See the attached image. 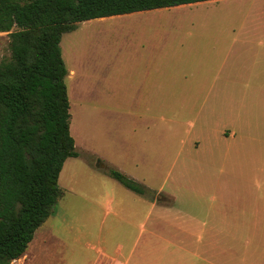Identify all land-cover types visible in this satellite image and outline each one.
<instances>
[{
    "label": "rangeland",
    "instance_id": "obj_1",
    "mask_svg": "<svg viewBox=\"0 0 264 264\" xmlns=\"http://www.w3.org/2000/svg\"><path fill=\"white\" fill-rule=\"evenodd\" d=\"M155 11L123 15L116 22L79 23L63 35L68 69L79 55L84 61L76 76L64 80L79 158L67 159L59 177L63 196L36 231L27 264H96L99 249L115 258L110 264H264V55L248 53L231 75L221 60L236 40L264 39V0ZM150 20L174 33L191 62L183 61L181 87L159 98L162 107H126V77L111 76L92 62L131 52L130 36L147 35V29L132 24ZM9 41L7 33H0V63L11 58ZM256 63L263 67L255 69ZM95 89L107 96L108 106L80 107L83 101L93 104L85 100ZM78 91L88 95L79 100ZM112 96L118 97L115 107ZM85 160L103 167L86 177L80 167ZM111 170L146 189L140 203L120 192L111 203L94 196L98 180L108 190L118 185L130 191ZM159 196L172 202L161 204L145 224L146 210ZM250 219L257 220L261 234H249L246 224L245 235L241 225Z\"/></svg>",
    "mask_w": 264,
    "mask_h": 264
},
{
    "label": "trees",
    "instance_id": "obj_2",
    "mask_svg": "<svg viewBox=\"0 0 264 264\" xmlns=\"http://www.w3.org/2000/svg\"><path fill=\"white\" fill-rule=\"evenodd\" d=\"M213 0H0V264L22 258L63 196L59 177L77 158L61 40L89 20ZM128 190L146 189L116 170Z\"/></svg>",
    "mask_w": 264,
    "mask_h": 264
},
{
    "label": "crops",
    "instance_id": "obj_3",
    "mask_svg": "<svg viewBox=\"0 0 264 264\" xmlns=\"http://www.w3.org/2000/svg\"><path fill=\"white\" fill-rule=\"evenodd\" d=\"M218 0L208 1V2H216ZM204 3V2H202ZM198 4V3H196ZM193 5V4H188ZM188 5L178 6V7H185ZM160 10V9H158ZM155 11V10H151ZM155 12H158L157 10ZM160 12V11H159ZM150 11H143V12H136L132 14H126L130 17L134 16H142L145 14H150ZM123 15L119 16H112L108 18H100L95 20H89L86 21L88 24H95L100 22H111V21H118ZM83 23V22H82ZM133 27H142L144 32L147 29V35H145L142 38H138L136 36H133L127 40L128 47L132 48V51L127 54H118L115 57H112L105 60L106 58L101 59H94L92 64L94 67H103V69H107L108 74L111 76H125L126 77V83L127 88L124 90L127 93L128 100H126L125 106L126 107H143V108H150V107H162L163 105L160 102L159 98L164 97L165 91H171L172 87L175 85H178V88L181 87L182 81H180L182 77V68H183V61L185 62H191V56H185L182 53L183 45L180 40H178L176 37H174V33L167 32L164 30V24H161L159 21L150 20L147 22L138 23L135 22L132 24ZM131 25V26H132ZM131 31H135L134 29ZM146 33V32H145ZM171 33V34H170ZM168 34L169 36L166 37L165 35ZM62 41V40H61ZM219 45V44H217ZM140 46V47H139ZM228 46V45H227ZM140 48V50L138 49ZM188 49V47H187ZM221 50V49H220ZM189 53L190 51L187 50ZM222 51V50H221ZM250 52H255L256 57H261L264 55V39H240L236 40L233 43H231L227 48L224 49L223 55L221 57L222 60V68L225 70V72H228L229 75H231V70L236 69L234 65L237 62H240L242 59L246 58V55ZM62 57L64 58V63L67 68L68 77H73L77 75V71H80L84 66V61L80 58V55L76 58L77 62L74 63V67L72 69H68L67 62L65 59L64 54H62ZM87 63L86 65H88ZM85 65V66H86ZM185 65H189L186 63ZM263 65L257 64L255 69L259 68L261 69ZM77 69V71H76ZM66 76V77H67ZM96 90V89H95ZM69 94V93H68ZM88 94L80 93L78 91V99L81 100V98L86 97ZM107 96H102L100 94V91L97 92V90L91 95V99L85 100L86 102H91L93 104H85L83 102H79L81 105L80 107H93V108H104L108 106L106 103ZM114 98L117 99L118 97L112 96L113 101V107H115ZM121 97H119V101ZM123 105V104H122ZM112 107V105L110 104ZM79 156L77 157V159ZM121 164H124L122 161H120ZM68 161L65 162L64 167L62 169L61 175H64L67 170ZM126 166V165H125ZM82 172L87 177H93L95 176L96 172L103 167V164L96 161L88 160L84 162L82 166ZM121 171H127L125 168L119 167ZM102 181V180H101ZM96 183V182H95ZM94 183V184H95ZM98 189L96 194L94 196L98 197V199H105L107 203H111L110 201L114 202L116 196L119 195V192L122 193L126 198L131 199L135 204L140 203L141 196L139 194H136L132 191H125V189H121L116 185L117 187L110 188L108 190L105 182H100L98 180ZM81 186V185H79ZM83 188L84 191H88V185H86L83 182ZM119 188V189H118ZM130 192V193H128ZM172 200L165 196H159L157 200H155L152 203L151 208H147L146 215L144 219V223H148L151 219V215H153V212L155 210H160L161 204L171 203ZM109 209V208H108ZM107 209L108 213L109 210ZM161 213H156V218L160 216ZM50 218V217H49ZM259 219L260 227L263 225L261 223V219H263L260 215L256 217ZM257 220L255 222L252 221V219L249 220V223L247 221H244L241 227L245 229L246 224H249L248 229L250 228L249 234H261L256 229ZM255 227V230L251 227ZM142 228L145 230L144 225H142ZM103 231L104 229L101 228ZM103 231H100V234L103 235ZM247 230L245 229V235ZM151 235L157 236L154 234V231H151ZM244 235V234H243ZM43 239V235L42 238ZM32 243V242H31ZM88 247H92L91 244L87 245ZM196 247H200L196 245ZM107 254L103 253L101 249L98 250V256L96 258V264H103L104 263H113L115 261V258H109L106 256ZM30 259V254L28 251L26 254L18 259L12 262L14 264L15 262L17 264H27Z\"/></svg>",
    "mask_w": 264,
    "mask_h": 264
}]
</instances>
